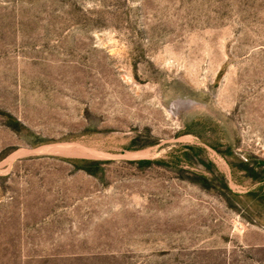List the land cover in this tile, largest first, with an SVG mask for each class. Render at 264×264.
<instances>
[{
	"label": "rangeland",
	"instance_id": "rangeland-1",
	"mask_svg": "<svg viewBox=\"0 0 264 264\" xmlns=\"http://www.w3.org/2000/svg\"><path fill=\"white\" fill-rule=\"evenodd\" d=\"M0 264H264V0H0Z\"/></svg>",
	"mask_w": 264,
	"mask_h": 264
},
{
	"label": "trees",
	"instance_id": "trees-1",
	"mask_svg": "<svg viewBox=\"0 0 264 264\" xmlns=\"http://www.w3.org/2000/svg\"><path fill=\"white\" fill-rule=\"evenodd\" d=\"M82 162H90V161H86V160H81ZM90 164H93V165H97L98 163L97 162H90ZM85 171L87 172V173H89V174H91V175H94L95 174V172L94 171H92V170H88V169H85Z\"/></svg>",
	"mask_w": 264,
	"mask_h": 264
}]
</instances>
